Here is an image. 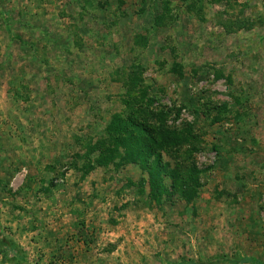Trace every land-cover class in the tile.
I'll use <instances>...</instances> for the list:
<instances>
[{"label":"rangeland","instance_id":"374dc122","mask_svg":"<svg viewBox=\"0 0 264 264\" xmlns=\"http://www.w3.org/2000/svg\"><path fill=\"white\" fill-rule=\"evenodd\" d=\"M140 108L194 138L163 157L207 168L192 201L103 157ZM0 234V264H264V0H0Z\"/></svg>","mask_w":264,"mask_h":264},{"label":"trees","instance_id":"16d2710c","mask_svg":"<svg viewBox=\"0 0 264 264\" xmlns=\"http://www.w3.org/2000/svg\"><path fill=\"white\" fill-rule=\"evenodd\" d=\"M146 102L149 105L154 101L147 99ZM109 129L110 133H117L114 140L118 148L112 151L110 149L103 157L106 161H114L116 157H119L117 165L134 164L138 166L141 172L147 175L146 178L140 179L139 185L148 186V194L152 201L162 204L165 198L169 200L172 196L178 195L186 202H190L196 197L197 190L201 187L199 175L207 171V168L198 170L192 166L183 173L179 166L171 168L163 158L165 153L193 140L194 138L189 133L184 136L182 130H170L163 126V122L158 125L152 123L146 110L143 109L135 110L126 117L115 115ZM119 148L122 149L123 155L119 154L117 150ZM114 154L117 155L114 156ZM167 179L170 180V185L166 184ZM141 190L142 188H137L140 194ZM0 247L5 248L3 252L5 261L17 262L23 259L22 255L16 252V246L12 241L2 234H0ZM240 261L262 264L255 258H245L234 263L237 264Z\"/></svg>","mask_w":264,"mask_h":264}]
</instances>
